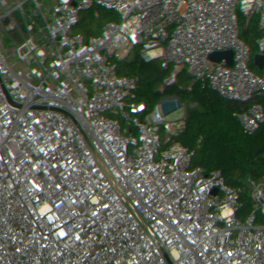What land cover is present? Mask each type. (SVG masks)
I'll list each match as a JSON object with an SVG mask.
<instances>
[{
  "label": "built area",
  "instance_id": "2783aa9c",
  "mask_svg": "<svg viewBox=\"0 0 264 264\" xmlns=\"http://www.w3.org/2000/svg\"><path fill=\"white\" fill-rule=\"evenodd\" d=\"M0 2L2 17L28 27L25 45L0 37V264H140L145 244L128 253L137 238L107 242L93 232L95 211L76 205L94 179L130 201L120 220L145 200L200 235L204 264L227 248L264 264V126L254 120L264 108L240 101L251 88L264 95V0H136L133 16L119 0ZM216 91L252 126L211 109ZM52 138L78 152L44 169L35 159ZM197 144L218 149L221 206ZM184 182L190 198L169 191Z\"/></svg>",
  "mask_w": 264,
  "mask_h": 264
},
{
  "label": "trees",
  "instance_id": "16d2710c",
  "mask_svg": "<svg viewBox=\"0 0 264 264\" xmlns=\"http://www.w3.org/2000/svg\"><path fill=\"white\" fill-rule=\"evenodd\" d=\"M119 1L130 16H133L134 11L140 7L136 0ZM45 4L46 2H38V8H42ZM0 37L18 45H25L28 42V27L25 22L20 19L2 17L1 2ZM16 106L22 111L29 109L28 104L23 102H16ZM18 113L19 111L16 110V114ZM77 152L78 147L75 144L52 138L40 145L35 161L41 164L44 169H49L58 166L65 154ZM197 158L199 170L209 180V199L212 203L221 206L222 202H219L213 194L217 185L216 171L221 167L217 147L206 149L197 144ZM129 203V200H122L117 192L105 194L98 188L93 192L87 190L78 192L76 198L78 207L95 211L93 232L103 234L107 242L126 230H135L140 238L146 239V255L140 264H204L197 249L193 247L200 235L183 231L177 224L169 221L166 216L159 213L152 214L145 200L138 205L135 215L120 220ZM215 264L243 263L227 248Z\"/></svg>",
  "mask_w": 264,
  "mask_h": 264
},
{
  "label": "rangeland",
  "instance_id": "374dc122",
  "mask_svg": "<svg viewBox=\"0 0 264 264\" xmlns=\"http://www.w3.org/2000/svg\"><path fill=\"white\" fill-rule=\"evenodd\" d=\"M38 2L39 0H29V3L32 4L34 10L38 8ZM27 4L28 3H19L12 7L11 12L15 15H20L25 10V6H27ZM240 101L241 104L246 105L252 112H256V110L261 109L262 107L264 108V95L257 89L251 88L248 93H245L244 96L240 98ZM207 102L210 104L211 109L215 108L217 111H220L226 120L229 116L230 119H228V122L236 128H238V126H252L251 121L248 120L245 115L238 113L239 106L236 102H233L230 95L221 91L209 92L206 99V103ZM254 120H260L264 126V114L258 115ZM98 181V179H94L90 183L87 191H95L97 189ZM121 234L126 236L128 239L133 240L136 239L138 235L135 230H126ZM144 244H146V239L144 237H141V239L137 238L134 242L126 246V252H141Z\"/></svg>",
  "mask_w": 264,
  "mask_h": 264
},
{
  "label": "water",
  "instance_id": "95a60500",
  "mask_svg": "<svg viewBox=\"0 0 264 264\" xmlns=\"http://www.w3.org/2000/svg\"><path fill=\"white\" fill-rule=\"evenodd\" d=\"M47 0H39V2L43 3ZM169 191L172 194H179L180 192H185L186 197L190 198L192 196V183L184 182V183H174L169 187ZM214 197L221 202L223 199V189L220 186H215L214 188ZM137 238L140 239V236L137 235ZM126 245V243H124Z\"/></svg>",
  "mask_w": 264,
  "mask_h": 264
},
{
  "label": "crops",
  "instance_id": "0c3cea01",
  "mask_svg": "<svg viewBox=\"0 0 264 264\" xmlns=\"http://www.w3.org/2000/svg\"><path fill=\"white\" fill-rule=\"evenodd\" d=\"M207 103H208V102H207ZM208 106H210V104H209V103H208ZM213 109H215V108H213ZM228 119H230V118H229V116H228V118H227V121H228Z\"/></svg>",
  "mask_w": 264,
  "mask_h": 264
}]
</instances>
